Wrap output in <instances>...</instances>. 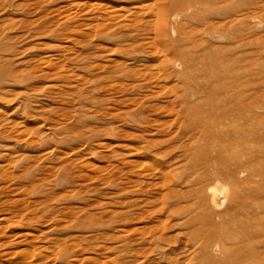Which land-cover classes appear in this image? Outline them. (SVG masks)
Segmentation results:
<instances>
[{
    "label": "rangeland",
    "instance_id": "1",
    "mask_svg": "<svg viewBox=\"0 0 264 264\" xmlns=\"http://www.w3.org/2000/svg\"><path fill=\"white\" fill-rule=\"evenodd\" d=\"M163 5L0 0V264H264V0H233L229 40L219 19L224 75L188 40L201 17ZM239 91L248 121L204 129ZM224 155L234 179L215 194L253 212L202 198Z\"/></svg>",
    "mask_w": 264,
    "mask_h": 264
},
{
    "label": "bare ground",
    "instance_id": "2",
    "mask_svg": "<svg viewBox=\"0 0 264 264\" xmlns=\"http://www.w3.org/2000/svg\"><path fill=\"white\" fill-rule=\"evenodd\" d=\"M115 1H117V0H115ZM164 1H165V5L161 6L159 10H160V12H163L166 15H167V13L170 14L172 12V16H173V17L171 16L172 19L174 17L178 18L180 16V14H181V16L184 15L185 18L188 17V15H189L190 20L192 18H194L196 20L197 17L198 18L201 17L198 19V21L200 22L199 26H197V25H191L190 26L192 29H191V31L189 30L190 33L187 32L188 33L187 34L188 40L190 43H192L193 45H196L200 48V50H198V51L201 52V54L204 56V57H202V60H204L203 58H205L206 56H209V58L211 56V58H213V59L216 58L217 65L221 66L220 69H222V70L224 69L223 75L226 72L225 70H227L228 74H229L230 68L228 69L225 61L228 60L227 56L229 57L231 55V51L229 50L231 44L228 43V44L223 45V46H215V44H213L212 41L213 40L215 41L216 39L218 40L221 37H223V36H220L221 30L217 29V26L219 25V22H218L219 19L223 20V25L227 29L226 32H229L228 40L231 39L230 38V28H231V25L233 24L232 15L234 13L233 0H164ZM116 3L117 4H115V7H119L118 10L115 8L114 14L116 16H120L119 14H122V13H120V11L124 10L130 6L128 3H124V4L123 3L120 4V2L119 3L116 2ZM104 4H106V3H104ZM106 5L104 6L105 7L104 9L108 8V5H107V7H106ZM208 5H211L213 7V11H207V9L205 7ZM109 8H110V6H109ZM110 10H112V9H110ZM126 11H127V13L130 12L129 10H126ZM126 11L124 10L125 13H126ZM106 12L107 11L105 10V13ZM111 13L113 14V12H111ZM111 13H110V15H105V17H106V18L104 17L105 19L104 18L98 19V17H100L99 15H97L96 16L97 18L96 17L95 18L97 19V21H103V22H107L109 20L111 21L112 19H107V17L111 16ZM130 14H132V13H130ZM166 15L164 18H166ZM113 16L114 15H112V17ZM116 16H114V17L117 18ZM184 16H183V18H184ZM120 17H122V15ZM213 18H217V19H213ZM96 19H94V20H96ZM94 20L92 19L91 21H94ZM195 20H193L194 23L196 22ZM159 21H160V19H159ZM94 23H95V21L92 24H94ZM98 24H99V22H98ZM98 24H95V25L98 26ZM162 25H163V27L166 26V20L162 21ZM97 26L95 28H98ZM106 28H108V27H106ZM162 30L164 31V29H162ZM101 31H103V30L101 29ZM163 31L160 30V32L156 38V41H157V44L160 45L161 49L168 50V49H166V48H168V43L162 42L163 36H164ZM78 33H79V31H78ZM82 33H79V34H82ZM177 52H178V56L180 57V59L183 58L184 60H187L189 57L190 58L195 57L194 56L195 52L194 53L193 52H187L186 50H180V49L179 50L177 49ZM196 54H199V53L196 52ZM197 56L199 57L200 55H197ZM197 56H196V58H198ZM209 58H208V60H209ZM192 60H194V59H192ZM197 60L198 59H196V61L195 60L194 61L197 62ZM199 60H200V62L202 61L201 59H199ZM208 60L206 61V63L211 62V60H209V61ZM187 62H189V60ZM184 64H185V61H184ZM186 64H188V63H186ZM192 65H195V64H192ZM192 65H190V66H192ZM200 65H201V63H200ZM196 69H198V68L196 67ZM203 69H204V67H203ZM188 70H189V68H188ZM188 70L186 69V72ZM190 71L191 70H189V72ZM194 71L197 72L196 70H194ZM192 72H193V70H192ZM200 72H202V71H200ZM220 73H222V72H220ZM228 74H227V76H228ZM230 74H231V71H230ZM224 80L226 81V79H224ZM235 82L236 81L234 80L233 88L236 86V84L238 85V82H236V83ZM227 83H228V80H227ZM223 90H226V88ZM229 90H230V88H229ZM240 93H241V91H239L238 93L226 92L224 94L226 97V102L222 105L217 106V108H218L217 114L215 113L211 117V119L208 120L207 126L202 125L204 127V129H206L208 126L223 129V127L226 125L227 122H233L236 120H240L243 122L248 121V114H247L248 103L246 101L245 95L244 96L242 95L239 97ZM238 134H240V132H236V133L234 132V133L229 134L228 131H222L220 140L222 142H226V141H230V140L237 141ZM206 156H209V153L206 154ZM216 164H220L221 168L216 169L214 172L212 171V169L214 168V165H215L213 162L211 163L210 168L205 169L206 171L212 172V174H214L215 177H213V178L209 177L208 181H207L208 182L207 186L209 185L208 187L213 188V191H211L208 194H204L202 196V198L204 200H207V201L214 200V202L216 204H223L224 201H226V200H228V202L232 203L233 200H236L237 203H241L243 206H245L247 213L253 212L254 211L253 205L252 204L248 205V203H246L245 200L241 199L238 196H236L234 199H232L230 201L228 199V196L224 195L225 191L223 193L221 192L220 194H218V192L215 194V190H219V191L223 190L227 186L226 182L231 183L234 179V174L232 172L233 164H232V161L230 158H226L225 155L221 156L216 160ZM215 198H218V199H215ZM219 200H222L223 202H220ZM253 219L256 220V218H253ZM239 223L240 224H236L237 230H235V231L241 233L242 236H246V232H247L245 229L246 223L244 224L241 221ZM68 250L69 249H64L65 253L68 252ZM62 252H63V250H62ZM220 252H221V257H224L225 256L224 254H226L225 250H221ZM238 253H239V251H238ZM68 255H69V253H68ZM245 255L246 256L244 258H246V259L249 257L255 259L254 257L257 254L246 253ZM211 264H235V263L232 261L221 260V261H215L214 263H211Z\"/></svg>",
    "mask_w": 264,
    "mask_h": 264
}]
</instances>
